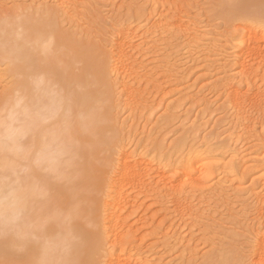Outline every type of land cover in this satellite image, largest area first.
Wrapping results in <instances>:
<instances>
[{
  "label": "bare ground",
  "instance_id": "obj_1",
  "mask_svg": "<svg viewBox=\"0 0 264 264\" xmlns=\"http://www.w3.org/2000/svg\"><path fill=\"white\" fill-rule=\"evenodd\" d=\"M56 2L62 7L67 4L76 8L83 3L81 0ZM154 6L155 0H151V11ZM145 9L140 6L143 16ZM43 11L45 13L34 11L37 16L31 12H26V16L25 12H20L22 15L18 12L0 18V65L6 66L5 74L7 72L10 77L9 83L0 91V228L6 233L0 235V264H151L144 251L137 248V238L132 235L126 239L124 234L131 231L126 229L124 214L128 205L134 202L131 198L133 191H152L161 202L163 213L171 208L184 217L192 209L186 195V182L210 181L215 174L214 165L226 173L224 175L230 174L234 167L230 163L223 164L218 158L207 163V157L197 153L198 148L188 143L185 145L184 141L168 152H156L155 158L150 157L149 152L138 157L128 152V143L124 144L125 129L114 114L120 104L112 103L114 91L109 87L119 83L124 90L123 97L128 96V100L131 97L129 104L133 106L131 102L136 91L131 90L133 85L128 86L124 78L132 76L135 66L143 68L138 56L141 57L144 50L154 48L157 39H151L150 42L155 43L152 46L148 42L150 46L145 42L138 44L136 40L141 35L136 34L138 30L126 25L123 18H116L103 50L110 74L105 76L94 54L60 31L57 23L48 18V7ZM246 12L245 17L227 31L230 36L226 37V42L234 52L223 50L228 55L222 52L217 62L221 63L223 72L220 83L226 90L223 94L225 103L235 112V120L226 131L230 140L227 143H237L241 138L247 142L251 139L247 143L249 151L239 152L256 155L249 154L248 157L246 154L245 157L250 159L246 158L249 164L244 171L255 169L260 173L258 177L264 178V120H257L261 122L257 134L254 133L256 128H252L254 125L251 126L254 123H251L250 115L247 116L248 108L257 110L256 114L264 111V93L254 89L264 69L260 44L264 40V0L259 8H246ZM43 13L48 14L45 15L48 21L41 18ZM184 19L178 17L166 24L159 21L155 24V21L151 26L141 28L143 33L150 32L151 36L158 28L168 25L172 29L166 28L169 38L177 41L188 36L196 41L197 25ZM150 36L146 40L149 41ZM228 63L231 64L229 67ZM232 67L239 69L243 86L235 81L238 86H234L232 78L227 75ZM167 69L165 66L164 70ZM123 101L125 103V99ZM238 127L241 134L235 132ZM207 138L204 151L213 146ZM224 143L221 147L225 145L227 152L230 148ZM233 151V155H239L238 151ZM240 158L243 161L244 157ZM156 171L157 181L154 177ZM196 172L199 173L197 178L194 176ZM236 176L232 179L235 182L231 180L233 176L228 177L233 184L240 180ZM171 181L176 185L167 186L172 184ZM218 188L215 195L224 187ZM260 195L256 193L254 196L262 203ZM259 209L257 207L256 211ZM244 233L250 235L248 244L246 242L248 250L245 248L247 254L238 249L241 254L228 255L233 258L227 259L223 255L226 258L221 259L223 264H246L250 257L252 264H264V230L256 225ZM246 234L244 236L248 237ZM179 239L182 238L179 236ZM138 240L143 242L145 238L142 236Z\"/></svg>",
  "mask_w": 264,
  "mask_h": 264
},
{
  "label": "rangeland",
  "instance_id": "obj_2",
  "mask_svg": "<svg viewBox=\"0 0 264 264\" xmlns=\"http://www.w3.org/2000/svg\"><path fill=\"white\" fill-rule=\"evenodd\" d=\"M54 1L56 2V0H0V18L4 14L10 15L18 12L21 15L25 12V16L28 12L33 14L37 10L38 12H44V7H48L50 12H47L50 14L48 18L50 17V20L52 18L57 23L63 34L71 36L72 40L74 39L76 42L79 41L83 48L94 54L105 76L109 74V68L105 62L103 50L105 49V40L111 32L112 23L116 18H123L122 20L123 22L125 21L126 25L130 24L133 30L139 31H136V34L140 33L143 38L139 35L137 40L134 39L138 44H143L144 42L146 44L148 42L150 45H154L155 43H151V39L154 41L157 39V45L155 44V47H152L153 49L144 50L145 54L142 53L143 56H138L141 59L139 63L143 62L141 64L145 68L143 66L144 69L142 67L138 69L135 66L134 73L132 76L130 75L132 78L130 76V78H124L127 79L125 80L128 82L127 85H133L131 90L137 92V94L135 92L136 96L131 102L133 106L129 104L131 97L129 100L127 99L128 96L126 98L123 97L124 90L122 86L121 89L119 83L118 85L113 83L114 85L109 87V89L113 87L111 90L114 91H112L114 94L110 92L113 94L111 100L114 99L112 103L114 105L120 104L114 109V114L118 123L125 129L124 144L128 143L129 149H126V151L135 153L136 157L145 156L149 152L150 157L155 158L156 152H168L174 149L178 143L182 144L184 141L183 144L186 142L185 145L188 143V145L198 148L199 152L197 151V153L200 156H206L205 160H209H207V163L219 159L223 164L230 163L234 167L232 169L233 172L231 171L230 173L231 175L229 173L224 175L226 173L222 172L221 169H216L217 166L214 165L212 169L215 174L213 178L211 177L212 180L211 178L210 181H208L209 179L206 181L200 180L196 184L186 182V195L191 202L192 209L184 217L177 215V212L172 211L171 208L167 213H163L161 211V202H158L157 196L152 191L134 190V193L131 194L134 202L128 205L124 214L128 228L125 227L127 230L131 229L128 234L124 233L126 234L125 238L128 239L132 235L135 236V239L137 238V248L144 251V256L148 257L146 258L147 260L149 259V262L151 261V264H223V261L221 262L223 255L226 258L229 257L228 255L235 254L234 256H236V254L238 255L237 252L241 254L240 250L245 251L242 252L243 254L246 253L248 250L246 246L248 244L247 239L250 235L248 236L244 231L248 233L249 229L256 227V225L262 231L264 230V178H259L260 173L257 170L255 171V169L244 171L250 159L245 157L246 154L248 153L249 157V154L255 155V153L247 152L246 154H241L239 152H243L245 149L249 151L247 150V143L251 139H248L247 142V140L241 138L237 143H232L233 145L230 144L231 142H229V145L227 143L230 140L228 138L229 133L226 131L235 120V112L230 108L231 106L227 107V103H225L227 101H225L226 98L223 94L225 95L226 90L220 83L223 72L220 68L221 63L217 61L218 58L221 59L222 52H234L226 42V37L230 36L227 31L245 17L246 8H259L262 0H155V6L152 11L150 10L151 0H92L93 2L81 0L83 3L77 8L74 5L70 6L67 4L62 7ZM140 6L144 9L146 8V13H144L146 17L139 11ZM44 13L41 18L48 21L47 16L45 17L48 14L44 15ZM34 16H37V14ZM137 16L143 17L135 20L134 18ZM178 17L188 19L191 23L193 22L197 25V32H199L196 35V41L199 43L192 41L193 39L188 36L177 40L179 42L171 37L169 38V31H166V28L169 27L168 25H163V29H161L162 27L158 28L159 30L157 29V31L159 32L156 31L157 33L154 31L151 34L153 38H151L150 32L147 35L142 31L143 28L141 27L151 26L155 21V24L158 21L166 24ZM144 34L145 36H150V38L148 37L149 41L146 40L147 36L144 37ZM65 36L63 35V37ZM69 36L68 38H70ZM136 42L135 44H137ZM149 44L146 46H150ZM260 44L262 53H264V40ZM212 45H214V48H212ZM205 47H207L206 51H209L206 52L204 50ZM149 50L153 52H149ZM167 53L168 55L166 56ZM164 57L165 59H163ZM246 61L249 62L248 59ZM231 64L228 63V67ZM163 66L168 68L167 71L164 70ZM0 67L1 91L3 86L9 83L10 77H7V72L5 74L6 66L0 65ZM232 68H230L229 74L233 76L227 75L232 78L233 83L235 81L238 85H242L238 73L239 69L236 67L235 69L234 67ZM230 71L232 72L230 73ZM263 71L264 69L261 71V77H257L256 86H254V89H259L262 93H264ZM237 83H234V86ZM122 99H125V103L127 102L126 104L129 105L127 106ZM125 106L127 107L125 108ZM128 107L130 108L127 109ZM248 109L247 116L250 115L249 117L252 119L250 121L254 123L251 126L254 125L252 126L254 130L256 128L254 133L257 132L259 134L261 130V127H259L261 125L260 121L264 120V111H259L261 113L256 114L257 110ZM261 114L263 115L261 116ZM239 128L235 132L241 134ZM221 134L222 137L219 138ZM206 137L209 138L207 140H210L211 145H213L212 149L208 151H204L207 147L204 144L206 143ZM245 137L246 139L248 138L247 135H244ZM222 142H225L224 144L227 143V147L230 148L229 151L225 152L228 149H224L225 145L221 147ZM218 145L221 148L217 147ZM233 150L238 151L239 155L241 154L240 157H244L243 161L246 160L247 162H243L239 155L235 156L236 153L233 155ZM221 152L222 155H220ZM243 163L245 164L243 165ZM250 163L252 164L251 161ZM154 173L156 175L152 174V176L157 181V171ZM197 173L194 175L195 178L199 175ZM234 175H237L236 177H239L240 180L233 184ZM228 177H232V181ZM219 180L224 181V183L219 182V184ZM174 183L173 181L172 184L167 186L171 185L173 187L176 185ZM221 186L224 188L222 187V189ZM217 188H221L224 191L221 192L222 190L220 189V195L218 194L219 192L215 195ZM129 191L132 192L130 189ZM256 193L261 194L260 198L263 197L262 203L261 199L259 200L254 196ZM257 207L262 209V211L259 209L260 212H263L262 214L256 211ZM257 219L260 220L258 221ZM244 234L248 237H245ZM142 236L145 238L143 242L138 240ZM170 236L178 237L175 239L170 238ZM179 236L182 239H179ZM172 239L175 240L173 241L174 243ZM180 240L182 241L180 242ZM126 246H128V243ZM234 256L230 257L233 258ZM249 259L246 264H252V258L250 257Z\"/></svg>",
  "mask_w": 264,
  "mask_h": 264
},
{
  "label": "snow or ice",
  "instance_id": "obj_3",
  "mask_svg": "<svg viewBox=\"0 0 264 264\" xmlns=\"http://www.w3.org/2000/svg\"><path fill=\"white\" fill-rule=\"evenodd\" d=\"M0 235H6L5 230L3 228H0Z\"/></svg>",
  "mask_w": 264,
  "mask_h": 264
}]
</instances>
